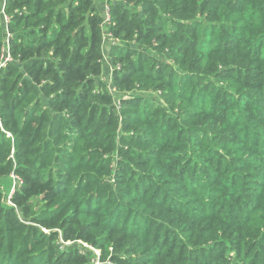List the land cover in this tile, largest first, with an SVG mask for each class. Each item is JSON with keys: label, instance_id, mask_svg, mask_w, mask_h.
<instances>
[{"label": "trees", "instance_id": "16d2710c", "mask_svg": "<svg viewBox=\"0 0 264 264\" xmlns=\"http://www.w3.org/2000/svg\"><path fill=\"white\" fill-rule=\"evenodd\" d=\"M60 239L264 264V0H0V264H91Z\"/></svg>", "mask_w": 264, "mask_h": 264}, {"label": "rangeland", "instance_id": "374dc122", "mask_svg": "<svg viewBox=\"0 0 264 264\" xmlns=\"http://www.w3.org/2000/svg\"><path fill=\"white\" fill-rule=\"evenodd\" d=\"M106 43V42H105ZM108 48V47H107ZM4 58V57H3ZM19 178H18V176L17 175H15V173H13V172H11L10 173V175L5 179V181L2 183V192H3V194L6 196V198H5V202L8 204V205H10L11 203H10V201H9V197H10V195L14 192V190H15V188L16 187H18L19 185V183H18V181L20 180H18ZM58 231H60V229L58 230ZM61 240V239H60ZM78 241V240H77ZM77 241H75V244H74V242L73 241H62L61 240V243L58 245L59 247V249H60V251H61V249L63 248V246L64 245H68V246H72V245H74L75 246V248L76 249H78V250H80L81 251V247H83L82 245V243L80 242H77ZM57 244H58V242H57ZM84 249H86V250H88L87 252H89L88 254H85V257H86V259L87 258H89L90 259V261H92L91 262V264H94L96 261H101V262H103L104 264H111L109 261H108V259H101V255H102V253H101V251H100V249L99 248H97V247H95V246H92L91 244H89V243H86V246L85 247H83Z\"/></svg>", "mask_w": 264, "mask_h": 264}, {"label": "built area", "instance_id": "2783aa9c", "mask_svg": "<svg viewBox=\"0 0 264 264\" xmlns=\"http://www.w3.org/2000/svg\"><path fill=\"white\" fill-rule=\"evenodd\" d=\"M102 6H103V22H102V25L108 26L110 24V22H111L110 9H109V6L107 5L106 2H103ZM1 13H2L1 15H2V18H3L4 22L7 23L8 22V16L4 13L3 7H2V10H1ZM104 38H105V41H108L110 45L117 44L116 41H111V35H110L109 32L104 34ZM8 59H9L8 55H6L3 58V62L1 64H4V62L7 61ZM108 61L109 60L107 58H105V62H104L105 65H107ZM107 66L109 67V65H107ZM111 68H112V66H111ZM20 182H21V180L18 181V183H19L18 185H20ZM77 242H79V243L81 242L83 244L82 245L83 247L86 246V243H84V242H82L80 240H78ZM94 264H104V263L98 260Z\"/></svg>", "mask_w": 264, "mask_h": 264}]
</instances>
